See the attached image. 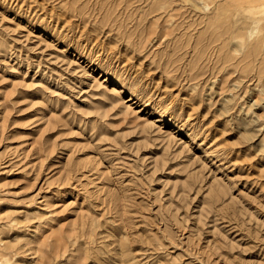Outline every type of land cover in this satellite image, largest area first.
<instances>
[{
    "label": "rangeland",
    "instance_id": "rangeland-1",
    "mask_svg": "<svg viewBox=\"0 0 264 264\" xmlns=\"http://www.w3.org/2000/svg\"><path fill=\"white\" fill-rule=\"evenodd\" d=\"M247 2L0 0V264H264Z\"/></svg>",
    "mask_w": 264,
    "mask_h": 264
},
{
    "label": "bare ground",
    "instance_id": "bare-ground-1",
    "mask_svg": "<svg viewBox=\"0 0 264 264\" xmlns=\"http://www.w3.org/2000/svg\"><path fill=\"white\" fill-rule=\"evenodd\" d=\"M246 6L250 9V12H255L257 10V12L264 14V0H248Z\"/></svg>",
    "mask_w": 264,
    "mask_h": 264
}]
</instances>
